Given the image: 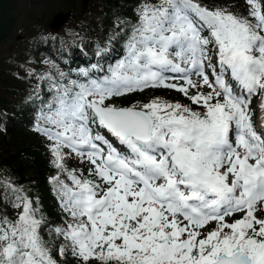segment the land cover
Masks as SVG:
<instances>
[{"label": "snow or ice", "instance_id": "snow-or-ice-1", "mask_svg": "<svg viewBox=\"0 0 264 264\" xmlns=\"http://www.w3.org/2000/svg\"><path fill=\"white\" fill-rule=\"evenodd\" d=\"M130 12L86 64L16 65L59 219L0 176V264H264V0ZM147 90L178 98L117 103Z\"/></svg>", "mask_w": 264, "mask_h": 264}, {"label": "trees", "instance_id": "trees-1", "mask_svg": "<svg viewBox=\"0 0 264 264\" xmlns=\"http://www.w3.org/2000/svg\"><path fill=\"white\" fill-rule=\"evenodd\" d=\"M80 0H0V52L12 41L22 17V7L28 14L43 16L59 10L71 11V18L57 34L38 28L31 35L27 45L26 58L33 61L44 55L63 62L65 58L81 64L87 59H95L93 53L107 44L111 29L117 22L118 14L131 15L133 0H88L86 6L79 5ZM42 11L41 13H39ZM52 13V14H53ZM45 21L39 20L40 24ZM35 38V39H34ZM26 48L23 46L19 53ZM38 53L39 55H33ZM81 53V55H77ZM0 63V108L7 112L6 119L0 126V176L10 175L14 181L24 187H30L41 195L46 210L53 219H59L47 178L51 172L48 156L43 142L31 131V117L22 107V97L26 85L14 79L11 68H4ZM41 70V69H40ZM42 71V70H41ZM159 95L163 99H175L177 94L164 90H149L144 94H133L121 98L119 105L145 102L149 97Z\"/></svg>", "mask_w": 264, "mask_h": 264}, {"label": "rangeland", "instance_id": "rangeland-1", "mask_svg": "<svg viewBox=\"0 0 264 264\" xmlns=\"http://www.w3.org/2000/svg\"><path fill=\"white\" fill-rule=\"evenodd\" d=\"M78 4L80 6L82 5L81 0ZM25 9H26L25 7H22V17L18 25L20 30L17 31L12 41L6 44L4 48L2 49V51L0 52V63H2L1 66H3L4 68H11V75L12 73L18 70L16 68L17 64L24 63L25 58H26L27 45L31 39V35L38 28L45 29V25L46 23L50 21L52 17L51 15L53 13V12H48L47 10L42 9L45 12L44 14H42L43 16L40 15L38 17L36 16V14H30V16L27 17L26 15L28 13L25 12ZM41 12L42 11H40L39 13ZM39 20H43L45 22L43 24H40ZM25 45H26V48L19 53L20 49ZM41 56H44V55H41ZM41 70L42 71L44 70L43 67H41ZM260 99L262 101L263 98H260ZM117 103L120 104V102H117Z\"/></svg>", "mask_w": 264, "mask_h": 264}, {"label": "water", "instance_id": "water-1", "mask_svg": "<svg viewBox=\"0 0 264 264\" xmlns=\"http://www.w3.org/2000/svg\"><path fill=\"white\" fill-rule=\"evenodd\" d=\"M82 2L84 5H86L88 0H82ZM70 17L71 11H58L52 15L50 21L47 24V28L52 32H58Z\"/></svg>", "mask_w": 264, "mask_h": 264}, {"label": "bare ground", "instance_id": "bare-ground-1", "mask_svg": "<svg viewBox=\"0 0 264 264\" xmlns=\"http://www.w3.org/2000/svg\"><path fill=\"white\" fill-rule=\"evenodd\" d=\"M77 55H81V53H77Z\"/></svg>", "mask_w": 264, "mask_h": 264}]
</instances>
